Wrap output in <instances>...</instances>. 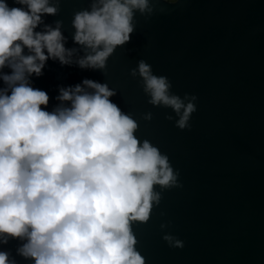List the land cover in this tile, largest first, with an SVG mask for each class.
<instances>
[{
  "label": "water",
  "instance_id": "water-1",
  "mask_svg": "<svg viewBox=\"0 0 264 264\" xmlns=\"http://www.w3.org/2000/svg\"><path fill=\"white\" fill-rule=\"evenodd\" d=\"M94 5L102 7L99 0H47L56 12L40 13L34 32L59 28L68 62L49 57L41 75L25 73L26 83L48 95L40 107L49 113L72 107L62 90L75 93L79 85L76 95H95L85 80L106 86L114 93L108 99L136 123L138 147L147 141L166 158L175 181L154 182L149 218L129 220L133 250L144 264H264V0H147L143 12L132 10L130 41L115 46L103 67H81L103 49L74 39L76 14ZM22 55L34 53L24 47ZM13 61L19 58L0 67V95L20 83L4 80ZM141 61L166 77L168 96L195 105L184 128V107L150 103ZM27 243V235L0 233L6 264H35L21 254Z\"/></svg>",
  "mask_w": 264,
  "mask_h": 264
},
{
  "label": "clouds",
  "instance_id": "clouds-1",
  "mask_svg": "<svg viewBox=\"0 0 264 264\" xmlns=\"http://www.w3.org/2000/svg\"><path fill=\"white\" fill-rule=\"evenodd\" d=\"M15 2L28 10L0 0V67L18 57L9 63L13 72L4 80L20 82L10 96L0 95V233L27 235L20 251L35 264H144L133 250L129 220L149 218L154 182L175 181L166 158L147 141L138 147L136 123L108 99L114 93L104 85L85 80L95 95H76L81 91L77 85L75 93L62 90L60 97L71 100V108L41 109L49 97L28 86L25 73L41 75L49 57L67 63L63 37L59 28L34 32L40 13L56 12L47 0ZM99 2L102 7L77 13L73 21L77 43L94 51L103 45L81 60V67H103L115 46L130 41L132 10L147 8V0ZM24 47L34 55H22ZM139 72L150 103L162 102L177 112L184 107L178 121L184 128L195 105L185 107L178 97L168 96L166 77L151 75L143 61ZM158 165L164 168L162 179ZM175 246L183 244L176 241ZM6 261L7 254L0 252V264Z\"/></svg>",
  "mask_w": 264,
  "mask_h": 264
},
{
  "label": "rangeland",
  "instance_id": "rangeland-1",
  "mask_svg": "<svg viewBox=\"0 0 264 264\" xmlns=\"http://www.w3.org/2000/svg\"><path fill=\"white\" fill-rule=\"evenodd\" d=\"M173 1V0H172Z\"/></svg>",
  "mask_w": 264,
  "mask_h": 264
}]
</instances>
